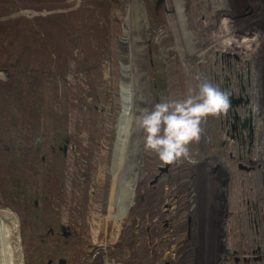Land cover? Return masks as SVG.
I'll return each mask as SVG.
<instances>
[{
  "label": "rangeland",
  "instance_id": "obj_1",
  "mask_svg": "<svg viewBox=\"0 0 264 264\" xmlns=\"http://www.w3.org/2000/svg\"><path fill=\"white\" fill-rule=\"evenodd\" d=\"M136 9L132 0H0V219L17 205L37 241L39 264L81 257L84 236L113 242L121 232L127 241L133 183L162 165L144 149L137 119L157 103L183 99L195 71L203 79L208 58L229 100L220 139L211 150L189 148L190 158L170 172L190 162L201 167L205 156H218L206 165L223 167L226 154L235 184L244 163V216L233 217L226 235L244 249V264H264V0H148L150 42L142 60ZM118 18L126 42L116 37ZM63 138L65 156L57 149ZM82 212L88 229L70 246L58 226L73 218L81 226ZM176 217L167 233L162 229L175 242L183 229ZM5 236L0 223V243Z\"/></svg>",
  "mask_w": 264,
  "mask_h": 264
},
{
  "label": "flooded vegetation",
  "instance_id": "obj_2",
  "mask_svg": "<svg viewBox=\"0 0 264 264\" xmlns=\"http://www.w3.org/2000/svg\"><path fill=\"white\" fill-rule=\"evenodd\" d=\"M67 143L63 138L62 145L57 146L64 156ZM225 157L223 167L216 164L218 156H205L200 158L203 160L201 167H193L190 162L187 166L178 164L170 172V164L165 173L159 174L158 166L157 173L139 183L134 181L127 241L121 242V232L113 242L91 243L84 236L87 241L81 243L82 256L76 259L63 256L64 264H244V249H239L236 242L232 243L233 237L226 235L232 233L233 217L244 216V163H240V176L234 184L233 160L227 161L226 154ZM214 160L216 163L206 165ZM165 174H168L167 179H163ZM177 214L182 216L183 229L182 236L175 242L176 235L169 238L168 234H162V229L167 233ZM81 217L79 227L74 218L69 224L58 226L70 246L77 242L75 238H80V231L88 229L83 212ZM159 225L162 228H158ZM236 227L238 229L239 225ZM190 230L193 237L187 235ZM213 230L217 232L216 237H213ZM133 231L137 232V237L133 236ZM53 232L54 228H49V233ZM159 248L163 250L161 256L157 255Z\"/></svg>",
  "mask_w": 264,
  "mask_h": 264
},
{
  "label": "clouds",
  "instance_id": "obj_3",
  "mask_svg": "<svg viewBox=\"0 0 264 264\" xmlns=\"http://www.w3.org/2000/svg\"><path fill=\"white\" fill-rule=\"evenodd\" d=\"M228 108L224 92L211 82H201L198 89L189 88L185 98L157 103L138 117V127L144 134L143 147L155 153L162 165L190 158L189 145L200 140L201 121L217 117Z\"/></svg>",
  "mask_w": 264,
  "mask_h": 264
},
{
  "label": "bare ground",
  "instance_id": "obj_4",
  "mask_svg": "<svg viewBox=\"0 0 264 264\" xmlns=\"http://www.w3.org/2000/svg\"><path fill=\"white\" fill-rule=\"evenodd\" d=\"M136 5V23H137V45H138V53L139 58L142 60V52L147 49L148 43L150 42L148 37V25H147V11L146 4L148 0H132ZM225 22V20H223ZM222 22V23H223ZM117 31L116 37H118L121 41L126 42L128 40V33L122 27V24L119 18L116 21ZM140 60V61H141ZM208 58H205V62L202 63L204 76L203 79H197L198 74L195 71L194 76H192L191 81H189V88L198 89V84L204 81L211 82L213 85L215 84V80L213 79V75L209 67L207 66ZM128 64H125V72L127 71ZM122 87L123 89H127L128 80L123 78ZM188 88V89H189ZM186 95H183L185 98ZM123 102V101H122ZM126 106V102H123ZM127 107V106H126ZM124 122L123 120L118 123V134L116 136V140L114 142V149L119 152L122 144V134L121 129L123 128ZM224 125L223 117L221 115L217 117L209 116L201 121L200 127L202 129L200 134V140L198 142H193L189 145L190 149L194 150H211L215 146V144L220 139L221 128ZM116 152V153H117ZM264 155V148H263ZM0 153V160H1ZM115 169V167H114ZM122 191L117 193L116 195V206L114 214L119 212L120 203L122 199L120 196L123 194L124 188H120ZM10 214L11 216L7 215ZM0 223L2 226V230L5 231L6 240L0 243V264H39L38 257V247L37 241H35L33 234L29 228V223L26 218L17 210L16 204L9 205L6 209L2 211V217L0 219Z\"/></svg>",
  "mask_w": 264,
  "mask_h": 264
},
{
  "label": "water",
  "instance_id": "obj_5",
  "mask_svg": "<svg viewBox=\"0 0 264 264\" xmlns=\"http://www.w3.org/2000/svg\"><path fill=\"white\" fill-rule=\"evenodd\" d=\"M137 32H138V30H137ZM115 140H116V137H115ZM121 147H122V144H121ZM115 152H117V151L115 150ZM117 153H119V152H117ZM168 167H169V165H159V167H158L159 174L165 173L168 170ZM64 263H65L64 258H61V259H59V262L57 264H64Z\"/></svg>",
  "mask_w": 264,
  "mask_h": 264
}]
</instances>
